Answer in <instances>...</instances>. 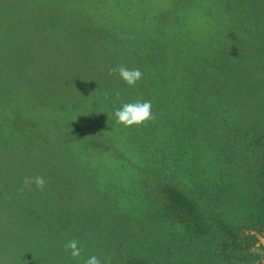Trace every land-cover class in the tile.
Masks as SVG:
<instances>
[{
	"label": "rangeland",
	"instance_id": "374dc122",
	"mask_svg": "<svg viewBox=\"0 0 264 264\" xmlns=\"http://www.w3.org/2000/svg\"><path fill=\"white\" fill-rule=\"evenodd\" d=\"M252 1L3 0L0 42L6 39V45H0V54L3 50L8 53L7 49H14L16 44H25L27 37L33 42L25 23L26 20L29 25L38 23V14L60 21L55 36L59 35L50 39L55 40L53 43L41 40L43 49L40 43L28 47L35 52L44 51H40L44 60L67 57L66 62L73 64L79 50L75 54L69 52L83 41L82 30L98 33L88 38L93 42L89 52L96 59L98 55L112 58L111 38L120 36L142 34L141 40L147 41L158 36L172 47L177 16L188 21V30L193 27L201 41L206 38L207 23L214 17L218 22L216 30L230 27L224 22L229 15L234 20L233 28L249 30L251 26H246V22L254 18ZM22 3L32 9L25 19L20 16ZM178 4L183 8L176 11ZM14 25H24L26 29L12 34L10 30ZM148 29L153 37L145 36ZM104 36L109 41L105 49L97 44L100 43L98 37ZM167 50V59L172 65L174 48ZM184 50L188 54L187 46ZM128 51L140 53V47L132 45ZM228 52L240 55L238 71L241 67H247L248 71L247 80L234 78L232 87L238 94L231 98L235 104L230 99L219 104L214 100L216 97H212L215 107L211 110L207 108L209 105L205 107L202 97L187 102L171 92L160 98L158 94H146L138 80L135 85L121 88V101L113 108L128 103L131 97L129 102L151 101L153 119L140 125L125 127L116 122L114 114L99 115L96 109L91 123L76 126V120L88 112L77 92L74 100L85 107H79L80 113H72L69 107L55 113L50 110L59 116L57 122L52 121L56 117L51 115L52 120L47 118L41 128L51 146L71 138L66 131L68 124L65 125L70 112L79 115L70 124V131H85L78 141L91 130L95 134L92 132L93 137L89 136L90 148L75 144L76 148L61 159L45 157L43 167L50 170L51 176L44 177L42 188L33 182L39 194L32 208H24H27L26 212L22 211L24 216L20 209L9 213L0 207V264H84L91 255L97 256L101 264H264V249L260 245L243 250L229 238L231 230L257 233L264 245V84L256 87L258 78L253 77V73L259 74L264 69V43L255 47L238 45ZM24 53L30 54L26 50ZM14 56L21 57L17 53ZM127 62H132L131 58L127 57ZM249 67L253 72H249ZM10 71L8 68L2 75L10 77ZM32 72V66L28 65L24 74L29 76ZM171 76V72L164 74L157 69L155 77L144 73V81L151 80L147 89L157 93L155 88L161 87L159 81L172 79ZM261 76L264 80V75ZM96 80L98 78H94ZM108 92L114 93V90ZM248 102L254 104V111L250 110ZM178 105L181 108L176 107ZM13 109L18 108L14 105ZM199 110L204 111L202 121L197 120ZM102 119L105 123H97ZM158 119L163 123H158ZM1 150L0 145V155ZM18 152L12 154L11 159ZM56 163L63 165L62 173L67 180L51 172ZM70 164L76 171L70 172L73 169L67 166ZM21 167L22 162L19 170ZM10 170L16 171L15 167ZM79 171H85L92 179L88 178L91 185L76 198L66 188L78 179ZM170 184L199 200L198 223L184 224L165 210L166 200L162 195ZM16 187L20 188L18 184ZM86 198L91 202L88 208L81 203ZM43 204L45 206L41 207ZM81 209L84 210L78 213ZM72 239L77 240L82 249L76 258L66 250L67 242Z\"/></svg>",
	"mask_w": 264,
	"mask_h": 264
},
{
	"label": "trees",
	"instance_id": "16d2710c",
	"mask_svg": "<svg viewBox=\"0 0 264 264\" xmlns=\"http://www.w3.org/2000/svg\"><path fill=\"white\" fill-rule=\"evenodd\" d=\"M2 4L3 0H0V11H4ZM252 6L254 18L248 19V22H246V26H251H249V30L233 28L232 24H234V20L230 15L224 20L230 27L228 26L223 31L216 30L218 22H216L217 19L214 17L211 19V22L207 23L206 38L201 41L193 27H190L188 30V21L183 17L179 19L177 16L173 32L174 45L172 47L162 38L159 39L158 36L153 37L152 31L148 29L145 31V36L153 37L152 39L148 38V41L141 40L142 34L140 36L132 34L114 39L111 38L110 46L114 49L112 58L98 55L96 59L89 52L93 42L88 38L98 33L92 32L90 29L82 30L85 34L83 41H81L82 43L80 42L69 52V54H75L79 50L74 59L76 63L73 64L66 62L67 57L56 58L52 61L48 59L44 60L40 53V51L42 53L44 51L38 50V52H35L34 49L28 47L33 43L37 46L40 43V46H42L43 44L40 41H44L45 39L53 43L55 40L50 39L58 37L59 34L57 36L55 34L57 33L56 29L60 26V21L53 17L47 18L41 14H38L39 22L36 24L29 25V21L26 20L25 24L30 29L33 42L27 37L25 44H16L14 49H7L9 54L6 50H3L0 54V145L2 147V154L0 155V205H3L0 207L6 208L9 210V213L12 212V209H20L21 216H24L22 211L26 212L27 210V208H24H32L36 204V197L39 194V190L36 192L37 189L34 183L26 184L25 180L32 179L34 181L36 177L42 176L44 178L48 176L50 178L51 176L50 170L43 167L44 160H46L45 157L61 159V157L67 155L68 151L76 148L75 144H84L86 146L85 149L90 148L89 143L92 139L89 136L93 137L94 130H91L88 136H83L78 141V137L83 135L85 131L78 132V129L70 131L72 128H69L70 124L74 123V120L79 116L70 113H80L78 112L79 107L81 109L85 108L74 100V93L80 94L81 98L85 101L86 107L89 109H86L88 112L80 120H76V126H79L78 124L83 122L87 124L91 123L95 117L93 113L96 109L99 111V115H105L107 112L114 114L111 111L117 109L113 108V106L116 102L121 101L119 100L122 94L121 88L124 87L125 89L128 86L120 78L118 72L111 71L114 68H118L119 66H125L129 69L139 68L143 74L140 84L146 94H158L160 98H165L162 96L173 92L176 97L185 98L184 100L187 102L196 101L198 97H202L205 107L209 105L207 108L211 110L215 107L212 97H216L214 100H217L219 104L224 99H230L235 104L236 102L231 98L236 97V94H238L236 88L232 87L234 85V78L240 77L247 80L246 73L248 71H246L247 67L245 69L242 67L238 68L240 70L238 71L237 67L241 57L235 53L230 54L228 51L233 47H238V45L252 44V47H255L264 43V0H254L252 1ZM181 8L183 7L178 4L175 9L177 11ZM27 12H32L31 7L25 6L22 3V13L20 15L22 19H25ZM91 12V9H89V13ZM211 16L213 17L214 14H211ZM87 19H90L89 15ZM24 25L12 26L10 33L23 32L26 29L23 28ZM98 39L100 43L97 44H100L105 49L104 47L109 43L107 37H98ZM186 41L187 43H185ZM5 42L6 39L1 41L0 45L5 46ZM113 45L116 47H113ZM132 45L140 47V53L129 52L128 48ZM186 46L188 54L184 50ZM168 47L174 48V62L172 65L171 61L167 59ZM41 48L43 49V46ZM24 50L30 52V54L24 53ZM14 53L21 55V57H15ZM127 57L131 58L132 62H127ZM245 63L248 64L247 60ZM28 65L32 66L33 72L29 76H26L24 72H26ZM8 68L11 70L10 77L2 75ZM105 69L108 71L101 72ZM157 69L161 70L164 74L170 75L171 72L172 79L169 77L161 79L159 81L161 87L155 88L157 89V93H155L153 89H147V83L151 80L148 82L144 81V73L155 77ZM249 72H253V69L250 67ZM261 75H264V69L259 74L253 73V77L258 78L255 82L256 87L264 84ZM94 78H98V80L94 81ZM109 89H113L114 93H109ZM145 97L144 99H146ZM153 97L154 99L159 98ZM132 98L127 101H131ZM74 101L77 105H75ZM14 105L17 106V110L13 109ZM161 106L164 107L165 105L162 103ZM248 106L251 111H254V104L248 102ZM68 107L71 109V112L65 121V125L68 124L66 131L71 134V138L62 144L51 146L50 142H48L50 140L49 137L41 128V123L45 122L47 118L52 120L51 115L56 117L55 120H52L56 123L59 116L52 114L50 110L52 112L58 109L59 111H63ZM176 107L181 108L180 105ZM203 113L204 111L200 110L197 112L199 116L198 121H202L205 118ZM99 121L105 123L104 119L97 120V123ZM156 121L163 123L159 119ZM51 126H49V131L52 130ZM168 128L166 129L168 130ZM40 148L41 150L38 151ZM17 150L19 152L11 159L10 156L16 153ZM42 150L44 153L41 152ZM73 154L76 155V152H73ZM72 157L75 159V156ZM20 162H22L21 170H19ZM67 166L69 169L70 167L73 168L70 172L76 171L73 164ZM14 167L16 171L11 172L10 169ZM51 170L56 176L66 179V176L62 173L63 165L61 163L54 164ZM44 171L50 174L46 175ZM77 178L73 182L74 184L70 183L67 186L66 190L71 193L70 195L74 197L76 195V198H79L82 191L88 188L91 183L90 181L87 182L89 176L85 171H79ZM89 179L91 180L92 177ZM17 184L20 188L16 187ZM76 192L78 193L76 194ZM162 197L166 200H164L165 210H168L176 218H179L181 222L184 224L189 223L190 225L199 222L201 203L198 199L194 198V195L186 194L178 186L170 184L164 190ZM81 203L83 207L88 208L91 202L86 198ZM44 206L43 204L41 207ZM84 209L79 210L78 213ZM197 234L201 235L199 232ZM229 238L237 248L243 250H249L259 245L264 249V245L261 244V238L257 233L246 231L240 233L231 230Z\"/></svg>",
	"mask_w": 264,
	"mask_h": 264
},
{
	"label": "clouds",
	"instance_id": "9594fccd",
	"mask_svg": "<svg viewBox=\"0 0 264 264\" xmlns=\"http://www.w3.org/2000/svg\"><path fill=\"white\" fill-rule=\"evenodd\" d=\"M111 71L118 72L120 78L129 86L135 85L143 75L139 68L129 69L125 66H119ZM114 116L116 122L125 127L140 125L145 121L153 119L152 102L145 100L123 103L119 108L114 110ZM32 182L41 188L45 185L43 177H36L34 181L30 179L25 180L26 184ZM78 244L79 242L75 239L68 241L66 244V250H70V255L74 258L79 257L81 254L82 249ZM84 264H101V260L97 256L91 255L84 261Z\"/></svg>",
	"mask_w": 264,
	"mask_h": 264
}]
</instances>
